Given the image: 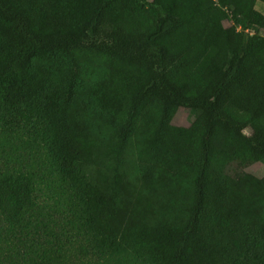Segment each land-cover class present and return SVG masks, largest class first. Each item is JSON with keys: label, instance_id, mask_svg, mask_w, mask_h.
I'll use <instances>...</instances> for the list:
<instances>
[{"label": "trees", "instance_id": "obj_1", "mask_svg": "<svg viewBox=\"0 0 264 264\" xmlns=\"http://www.w3.org/2000/svg\"><path fill=\"white\" fill-rule=\"evenodd\" d=\"M0 136L41 156L0 168L4 264H66L20 238L46 172L98 255L264 264V0H0Z\"/></svg>", "mask_w": 264, "mask_h": 264}, {"label": "rangeland", "instance_id": "obj_2", "mask_svg": "<svg viewBox=\"0 0 264 264\" xmlns=\"http://www.w3.org/2000/svg\"><path fill=\"white\" fill-rule=\"evenodd\" d=\"M174 125L187 127L190 125V116L187 110H179ZM0 168H29L30 164H34L33 160L39 162L36 153L27 150L22 143L13 139L8 142L4 137L0 136ZM248 173L257 177L264 176V164H256L247 170ZM47 179L39 180L40 192H38V204L44 206V216L39 217L38 226H30L21 230L20 238L27 236L32 239L35 236L34 243L44 245L47 240H58V245H62V255L66 264H142L138 259L128 255H111L96 254L94 248L88 241L82 237L75 235L77 230L73 232L68 226L61 228L67 221L63 219V210L66 209L68 203V191L65 184L57 182L56 178L49 172ZM70 193V192H69ZM49 214L53 217L46 216ZM43 222V223H42ZM10 225L0 218V264H4L6 259L12 256L11 252H6V246L12 243L17 244L18 251L13 255L14 260L25 253V246L15 242V240H7L11 235ZM52 233L56 234L52 238ZM38 235V237H37ZM33 243L30 241L28 244ZM27 244V245H28ZM38 249V248H37Z\"/></svg>", "mask_w": 264, "mask_h": 264}]
</instances>
